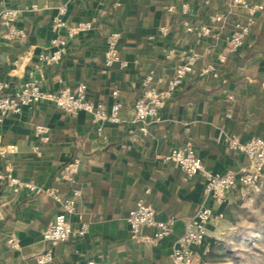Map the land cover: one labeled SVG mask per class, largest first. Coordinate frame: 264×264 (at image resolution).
<instances>
[{
    "label": "crops",
    "instance_id": "crops-1",
    "mask_svg": "<svg viewBox=\"0 0 264 264\" xmlns=\"http://www.w3.org/2000/svg\"><path fill=\"white\" fill-rule=\"evenodd\" d=\"M250 2L262 8L244 44L230 52L225 37L247 12L229 6V0H0V8L21 9L14 23L21 31L18 37L7 38L6 28L0 25V81L8 83V89L32 71L45 91L85 83L91 100L108 106L112 90L118 89L122 102V120L111 124L95 122L85 111L66 114L46 100L18 114H5L0 130V264H37L34 255L49 247L53 260L45 264H83L86 259L106 264H174L170 253L187 220L201 204L211 203L204 199L202 173L187 177L177 162L160 156L189 142L206 170H236L247 163V157L227 146L224 132L241 142L252 136L264 138V0ZM182 3L189 5L185 16L178 10ZM32 4L37 9H30ZM60 4L66 5L69 24L95 17L96 25L69 40L59 62L40 64L37 57L51 49V39L64 35L51 26ZM168 6L175 11H168ZM220 12L225 21L216 38L197 41L182 26L184 18L200 25ZM162 26L169 30L161 33ZM112 31L120 33L118 51L128 62L126 69L103 67L104 40ZM183 51H196L199 58L144 133L139 123L132 122L142 79L151 72L154 84L165 87ZM222 54L225 59L219 61ZM213 63L215 76L205 71ZM37 124L48 127V141H39L33 134ZM73 159H79L74 186L81 195L70 221L77 226L80 214L89 230L83 237L51 244L41 232L59 212L58 203L26 187L14 191L8 175L56 188L67 196L72 185L62 178V171ZM261 196L264 174L258 192L244 186L225 192L220 208L224 215L207 224L196 256L207 264H225L223 244L243 241L254 229L240 214L258 209ZM139 199L154 208L157 219L175 220L172 234L158 244L130 237L126 215ZM152 231L145 229L148 234ZM12 238L16 247L10 245Z\"/></svg>",
    "mask_w": 264,
    "mask_h": 264
},
{
    "label": "built area",
    "instance_id": "built-area-1",
    "mask_svg": "<svg viewBox=\"0 0 264 264\" xmlns=\"http://www.w3.org/2000/svg\"><path fill=\"white\" fill-rule=\"evenodd\" d=\"M229 6H240L246 9L243 19L235 21L229 34L225 37L227 47L230 52L236 51L244 44L246 35L256 21V15L262 8L260 4L248 2V0H229ZM56 13L52 18L51 26L54 30H63L64 35L55 36L50 41L51 49L40 53L37 61L40 64L51 65L61 60L65 48L75 35L91 30L96 22L95 17L80 21L74 25L67 22L65 18L66 5H57ZM30 9H37L36 4H32ZM168 11H175L174 6H168ZM182 15H187L189 5L182 3L178 7ZM21 9L16 7L0 8V25L6 28L7 38H16L21 31L15 26V20ZM225 21L224 13H214L209 17V22L200 25H194L188 18L182 19V26L186 32L194 35L195 39L200 40L203 37H217V31ZM168 26L159 27L161 33H166ZM119 31H112L104 40V69L116 67L120 70L128 67V62L122 59L118 51ZM199 58L196 51H183L180 55V61L174 66L173 74L166 82L165 87L158 88L153 80V74L150 72L143 77L141 82V91L133 104L132 122L140 124V130L147 131V125L158 118L159 111L165 106L167 100L173 95L175 89L181 85L185 76L190 73ZM225 56L219 55L218 60L224 61ZM205 71L211 72L214 76L215 65L210 64ZM30 71L28 77L11 90L8 89V83L0 81V130L4 124V116L7 113L18 114L24 107H32L42 100L50 101L59 107L64 113L71 114L76 111H85L90 113L93 120L98 123H119L122 119L120 109L122 102L118 98V89L111 92L112 102L107 106L102 102L93 101L87 95L85 83H79L74 88L63 87L57 92L43 90L39 82L33 77ZM49 129L44 124H37L33 128V134L39 141L49 140ZM224 141L229 148L239 150L245 153L247 163L236 170H226L223 172L206 170L201 159L194 152L191 143L186 142L180 147L170 150L169 153L161 155L164 161L177 162L178 167L190 177L196 173H202L204 176V199L210 200L211 204H201L195 213L187 220L183 231L176 239L175 246L170 253L171 262L174 264H207L196 256L195 248L203 244L206 237L207 224L216 218L222 217L220 210L224 202V194L230 189L241 186L253 192H258L263 186L264 174V138L252 136L244 142L229 132H224ZM37 149V147H35ZM79 159H73L63 167L62 178L72 185L71 192L67 196H62L56 188L36 186L30 182L20 181L11 178L8 180L14 185L13 190L17 191L19 187H26L31 191L49 195L59 205V212L55 214L53 221L47 225L41 232V237L49 243L66 242L70 237H83L88 233L89 223L85 221L80 214H77V226L73 227L70 216L76 214V202L81 195V189L74 186L78 172ZM216 208V209H215ZM154 208L139 199L136 201L126 215L130 237L136 241L149 244H158V242L174 230V218L168 217L165 220H159L155 216ZM152 228V233L148 234L145 229ZM16 239L12 238L10 245L16 247ZM53 257L52 248L49 247L34 255L35 262L45 264L50 262ZM83 264H106L94 259H86Z\"/></svg>",
    "mask_w": 264,
    "mask_h": 264
},
{
    "label": "rangeland",
    "instance_id": "rangeland-1",
    "mask_svg": "<svg viewBox=\"0 0 264 264\" xmlns=\"http://www.w3.org/2000/svg\"><path fill=\"white\" fill-rule=\"evenodd\" d=\"M240 215L255 226L248 231L245 240L223 244L227 254L225 264H264V196L258 199V209Z\"/></svg>",
    "mask_w": 264,
    "mask_h": 264
},
{
    "label": "trees",
    "instance_id": "trees-1",
    "mask_svg": "<svg viewBox=\"0 0 264 264\" xmlns=\"http://www.w3.org/2000/svg\"><path fill=\"white\" fill-rule=\"evenodd\" d=\"M248 2H250V0H248ZM251 3V2H250ZM252 28V27H251ZM251 30V29H250ZM248 35V34H247ZM247 35H246V37H247ZM246 37H245V39H246ZM245 41V40H244Z\"/></svg>",
    "mask_w": 264,
    "mask_h": 264
}]
</instances>
